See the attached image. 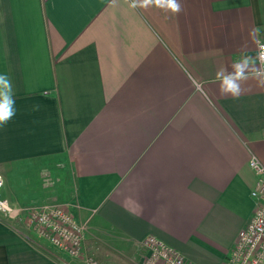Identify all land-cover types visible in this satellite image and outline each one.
Wrapping results in <instances>:
<instances>
[{
	"label": "crops",
	"instance_id": "crops-1",
	"mask_svg": "<svg viewBox=\"0 0 264 264\" xmlns=\"http://www.w3.org/2000/svg\"><path fill=\"white\" fill-rule=\"evenodd\" d=\"M178 2L0 0V114L14 112L0 123L2 196L34 201L10 170L55 160L58 198L101 264H140L149 236L225 264L255 211L264 0ZM238 63L233 97L222 86ZM27 219L0 212V264H85Z\"/></svg>",
	"mask_w": 264,
	"mask_h": 264
},
{
	"label": "built area",
	"instance_id": "built-area-1",
	"mask_svg": "<svg viewBox=\"0 0 264 264\" xmlns=\"http://www.w3.org/2000/svg\"><path fill=\"white\" fill-rule=\"evenodd\" d=\"M264 43L258 47L260 72L264 73ZM249 165L257 179L251 191L255 211L250 222L239 232L238 239L225 264H264V164L253 156ZM4 178L0 174V212L14 218L24 213L29 224L34 225L39 236L55 249L72 259L86 264H100L98 259L85 254L84 241L87 226L77 220L66 204H47L41 207L13 206L2 196ZM141 247L145 256L140 264H192L177 249L156 236H149ZM62 264H70L63 261Z\"/></svg>",
	"mask_w": 264,
	"mask_h": 264
},
{
	"label": "rangeland",
	"instance_id": "rangeland-1",
	"mask_svg": "<svg viewBox=\"0 0 264 264\" xmlns=\"http://www.w3.org/2000/svg\"><path fill=\"white\" fill-rule=\"evenodd\" d=\"M61 169L62 167H58L53 159L13 167L10 175L22 188L20 193L28 198L32 195L34 200L25 202L22 206L41 207L47 204H66V201L58 198V192L65 184Z\"/></svg>",
	"mask_w": 264,
	"mask_h": 264
},
{
	"label": "clouds",
	"instance_id": "clouds-1",
	"mask_svg": "<svg viewBox=\"0 0 264 264\" xmlns=\"http://www.w3.org/2000/svg\"><path fill=\"white\" fill-rule=\"evenodd\" d=\"M168 7L172 12L178 13L181 11V5L178 0H168ZM262 58H264V54H262ZM246 63V61H245ZM235 73L228 76L223 81L222 92L230 93L233 97H238L241 93L239 80L246 78V72L244 65L241 63L235 64ZM14 115V112L10 109L0 114V123L10 119Z\"/></svg>",
	"mask_w": 264,
	"mask_h": 264
}]
</instances>
